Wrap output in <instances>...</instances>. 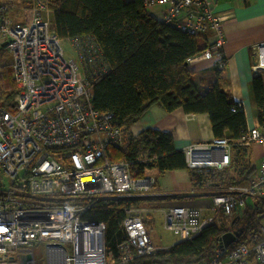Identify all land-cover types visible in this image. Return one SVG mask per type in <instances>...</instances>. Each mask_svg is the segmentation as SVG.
Listing matches in <instances>:
<instances>
[{"label": "built area", "instance_id": "obj_1", "mask_svg": "<svg viewBox=\"0 0 264 264\" xmlns=\"http://www.w3.org/2000/svg\"><path fill=\"white\" fill-rule=\"evenodd\" d=\"M24 1L30 18L26 21L11 16L16 8L11 2L0 3V48L12 55L19 89L13 110L0 105V264H37L35 249L44 242L45 264H108L113 250L106 244V224L83 219L80 208L55 204L49 201L51 195L144 196L154 179L149 174L135 176L129 162L107 155L110 147H123L132 133L129 126L114 123L113 112H101L92 103V77L109 70L101 46L93 36L70 38L78 61L69 60L63 39L44 15L50 9L48 0ZM144 4L165 5L162 21L190 35L204 37L212 30L214 38L202 56L227 58V15L216 11V0ZM259 52L258 66H264V45ZM241 132L237 140L216 136L187 147V169L206 185L224 186L219 173L230 167L232 146L264 142L258 128L244 126ZM226 187L212 197L206 214L196 206L167 208L165 227L181 239L190 238L209 224L218 225L221 213L231 217L250 197L264 196V161L252 182ZM147 220L134 207L126 210L127 237L118 244L123 264L157 251ZM231 245H217L198 264H264V224L245 241Z\"/></svg>", "mask_w": 264, "mask_h": 264}, {"label": "trees", "instance_id": "obj_2", "mask_svg": "<svg viewBox=\"0 0 264 264\" xmlns=\"http://www.w3.org/2000/svg\"><path fill=\"white\" fill-rule=\"evenodd\" d=\"M145 0H49L54 25L62 39L93 36L103 50L109 65L107 73L91 79L94 107L114 114L118 126H130L140 120L155 103L167 110L183 108L186 112L209 114L216 136L240 138L245 113L221 84V73L227 58L214 70L215 81L199 86L190 69L191 60L203 53L211 43L202 45V36L180 31L172 24L157 20L146 9ZM253 86L258 116L264 123V80L255 74ZM19 89L12 66L0 67V105L13 110ZM66 151V149H65ZM151 152L160 171L186 167L185 150H177L173 137L158 130L146 135H130L123 146L108 149L109 158L130 163L135 176L148 174L145 153ZM196 186L199 174L191 175ZM157 181L154 185H156ZM49 201L58 205L82 207L80 215L89 221L106 224L105 240L113 256L108 264H123L118 244L126 239V210L142 207L141 196H78L54 193ZM247 203V202H246ZM211 204L210 200L207 206ZM249 204V206H247ZM207 206H196L206 208ZM264 217V196L247 203L231 217L221 216V224H209L193 237L180 239L168 247H158L151 255L134 257L129 264H198L213 252L226 232L237 235L235 245L245 241Z\"/></svg>", "mask_w": 264, "mask_h": 264}, {"label": "crops", "instance_id": "obj_3", "mask_svg": "<svg viewBox=\"0 0 264 264\" xmlns=\"http://www.w3.org/2000/svg\"><path fill=\"white\" fill-rule=\"evenodd\" d=\"M3 1L0 0V3ZM22 2H24V6L21 9L26 7V2L24 0ZM19 9L20 6L14 10ZM146 9L153 17L163 22V14L166 11L165 5L147 6ZM215 9L218 13L227 15L223 22L225 35L223 49L227 60L221 73V84L234 102L243 105L244 125L248 128H258L264 132V123L260 122L258 116L253 86L255 74L262 76L264 80V66H258V56L261 53L259 51L264 45V0H216ZM51 11L53 12L50 8L47 14ZM45 17L48 19V15ZM213 38V31L208 30L204 37H201L200 42L205 45L210 43ZM217 63L215 58H206L202 56V53L191 60L190 69L193 72L194 81L200 87H208L215 81L214 70ZM153 130L169 133L173 137V144L177 150H185L191 145L210 141L216 137L208 113L186 112L181 107L169 111L160 103L151 105L140 120L128 128V131L135 136L146 135ZM145 154V160L148 164L146 170L154 179L150 192L144 195L147 197L146 203L149 205L158 202L164 211L174 205L207 206L214 195L228 189L225 186H229V183L235 182L242 185L252 182L261 173L264 161V142L249 145L236 142L232 146L230 167L225 173H219V176L224 177L221 179V182L225 183L224 186H215L214 183L196 186L187 167L160 171L157 168L156 160L151 155L152 153ZM156 181L157 183L154 185ZM250 198L247 203L259 197ZM243 207L237 210H243ZM146 209L147 206H144L143 210ZM203 211L205 214L207 213L205 208ZM221 216L227 217L221 213L220 223L217 226L221 224ZM261 223L262 221L258 225ZM220 244L223 248H227L222 244V240L218 245Z\"/></svg>", "mask_w": 264, "mask_h": 264}, {"label": "rangeland", "instance_id": "obj_4", "mask_svg": "<svg viewBox=\"0 0 264 264\" xmlns=\"http://www.w3.org/2000/svg\"><path fill=\"white\" fill-rule=\"evenodd\" d=\"M3 2H11L16 8L20 6L19 10L10 11L11 16L17 20V21H26L30 19L28 17V12L26 11V8L24 7L21 9L24 5V2L22 0H4ZM14 9V8H13ZM27 12V13H26ZM45 16L48 15V19L50 20L51 24L54 25V15L53 12H47L44 14ZM17 17V18H16ZM62 47L65 52L66 58L69 60H77V54L74 48L73 43L70 41V39H63L62 41ZM12 60V55L10 51L6 48H0V67L5 64H10ZM12 66V65H11ZM157 171H159L157 169ZM9 183V181H5ZM151 190V189H150ZM143 192L144 195L148 194V192ZM100 197V196H99ZM145 200H147V197L143 196ZM252 198V197H251ZM250 198V199H251ZM144 206H147L146 210H143ZM80 208L82 210V207L78 206L77 209ZM138 210V213L147 216L148 222L150 223L151 228V236L152 240L156 245H160L162 247H168L175 243L177 240H179L178 235L174 234L172 231L167 229L164 225V211L163 207H161V204L156 203H150L149 205L145 202L143 206L138 207L135 206ZM141 208V209H139ZM262 223H264V217L261 219ZM36 252V260L37 264H45V253H46V243H42L38 245L35 249Z\"/></svg>", "mask_w": 264, "mask_h": 264}, {"label": "water", "instance_id": "obj_5", "mask_svg": "<svg viewBox=\"0 0 264 264\" xmlns=\"http://www.w3.org/2000/svg\"><path fill=\"white\" fill-rule=\"evenodd\" d=\"M237 239V235L230 231V232H226L223 236H222V244L224 245V247H228L231 243L235 242Z\"/></svg>", "mask_w": 264, "mask_h": 264}, {"label": "clouds", "instance_id": "obj_6", "mask_svg": "<svg viewBox=\"0 0 264 264\" xmlns=\"http://www.w3.org/2000/svg\"><path fill=\"white\" fill-rule=\"evenodd\" d=\"M141 197H143V196H141ZM145 197H146V196H145ZM179 238H180V237H179ZM180 239H181V238H180ZM235 242H236V241H235ZM235 242H233V243H235ZM233 243H232V244H233ZM238 243H239V242H238Z\"/></svg>", "mask_w": 264, "mask_h": 264}]
</instances>
